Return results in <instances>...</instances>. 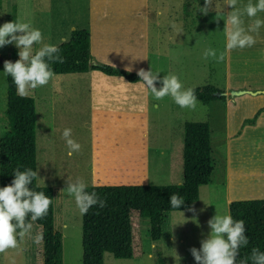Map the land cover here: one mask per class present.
Wrapping results in <instances>:
<instances>
[{"label": "crops", "instance_id": "crops-1", "mask_svg": "<svg viewBox=\"0 0 264 264\" xmlns=\"http://www.w3.org/2000/svg\"><path fill=\"white\" fill-rule=\"evenodd\" d=\"M65 2L68 3L69 0ZM248 2L249 0H238L237 8L242 10ZM251 2L255 4L257 0ZM71 8L75 9L70 25L75 34L71 36V41H87L89 60L124 69L131 68L135 72L138 71L136 67L146 71L152 69L150 55L155 49L160 53L165 47L168 49L174 28L190 33L200 30L202 26V23L198 25L195 3L191 0H81ZM215 11H220L221 51H225V14L232 11V8L225 5V0H219L218 10ZM243 19L247 28L255 19L264 20V12L253 18L245 14ZM250 34L256 39L252 47L232 50L226 53L225 60L220 62L224 97L203 103H210L212 107L221 106L220 126L214 127L215 131H219V135L214 140L212 131L216 115L212 116V111L215 108L202 118L208 123L212 170L209 181L199 186L196 201L186 209L170 211L167 214L164 225L167 229L163 233L170 249L176 247L174 238L177 228L186 227V223L182 225L180 216L188 213L191 207L214 205L212 210L218 211L220 206L219 211L228 214V205L233 200L264 198V109L254 123H243L244 119L250 118L256 109L264 104V92L254 95L246 92L239 95L229 93L232 89L264 90V26H261L258 32ZM135 35L137 39H133ZM150 37H154V45L150 44ZM59 39L65 40L63 36ZM152 46L155 49H152ZM156 60V69L167 68V72L173 70L171 62L167 64L165 59L160 62L159 59ZM66 73L71 74L55 75L48 83V89L52 90L45 96V100L49 107L60 109L58 115L62 120L64 117L65 123L69 115H83V124L88 131V185L181 182L182 136L175 132L172 122L157 118L161 113L178 111L170 96L157 101L153 95L145 92L140 82H129L121 76L106 75L98 70ZM173 74L178 75L177 72ZM158 77L162 80L159 75ZM194 82L190 81L184 84V87H196V84H192ZM155 87L159 90L162 84L156 82ZM35 96L33 95L32 100ZM185 121L192 120H180L178 129ZM154 122L157 130L152 138L151 128ZM56 125L54 120L51 121L52 129L55 130ZM152 140L153 145H157L153 160L160 169V176L157 171L151 169ZM16 157L18 165L17 153ZM214 188L219 190V200L213 199ZM61 194L57 207L58 210L65 211L75 200L74 197L72 200L68 199V194ZM63 197L66 201H62ZM54 202L53 192V211ZM53 230L58 233L54 226ZM153 245L157 247L155 241L150 239L149 248H155ZM149 248L147 257L153 256ZM162 250L160 248L156 252L160 253ZM144 253L136 256L132 251V256L128 259L140 258Z\"/></svg>", "mask_w": 264, "mask_h": 264}, {"label": "rangeland", "instance_id": "rangeland-1", "mask_svg": "<svg viewBox=\"0 0 264 264\" xmlns=\"http://www.w3.org/2000/svg\"><path fill=\"white\" fill-rule=\"evenodd\" d=\"M81 0H0V26L5 22H28L34 28L39 29L43 36L44 42L48 44H58L62 42L59 38L64 37V41H71V36L75 32L71 31L70 25L73 20L75 4ZM172 1V0H171ZM178 2V0H174ZM189 1V0H187ZM195 3L198 25L202 23L200 30L190 31V33L180 30L172 32L171 43L160 52L152 46L153 53L150 55V64L152 71H159L158 75L163 79L168 74L177 72L183 85L195 81L192 84L197 86L209 84L220 89L223 92V81L221 63L209 58H203V52L207 48L222 50V34L220 11L218 10L219 0H213L212 11L207 15H202L199 8L204 7V0H191ZM15 5V7H14ZM187 5V4H186ZM67 6V7H66ZM186 9L188 7L186 6ZM215 11V12H214ZM202 18V19H201ZM204 22V23H203ZM19 34V33H18ZM137 35L133 39H137ZM153 40V42H152ZM154 37H150V44L154 45ZM135 46L137 43L135 42ZM41 45H34V51ZM19 49L14 45H6L0 47V132L5 127L4 108H5V92L6 82L2 59L10 58L17 55ZM164 55V57H162ZM137 56V51H136ZM156 59H165L172 63V71L158 68L156 69ZM155 69V70H153ZM136 70H139L136 67ZM137 73L135 71H132ZM71 73H59L55 75H69ZM77 74V73H73ZM139 81L135 82L138 83ZM66 86V85H64ZM49 84L32 90L27 97H21L17 93L15 99L16 110V143L18 166L21 171L26 169L38 170V176L44 179L45 186L50 187L54 192L55 211L52 209L53 226L59 233L58 243V262L59 264H81V214L73 202L66 207L65 211L58 210V201L61 198V192L67 195V181H75L81 178L87 184L89 170V153H88V131L86 125L83 124V115H69L68 121L65 123L64 117L58 115L59 108L49 107L45 96L52 89H48ZM137 87V86H136ZM256 90V89H253ZM33 95L35 99L32 100ZM222 99V98H221ZM217 100V99H216ZM60 101H58L59 103ZM177 112L168 114L161 113L157 118L162 121L174 125L175 132H179L182 136V127L178 129L177 124L180 120L204 121L206 114L212 108V116H215L212 138H217L219 131H215V125L220 126L219 112L221 106L212 107L209 104L200 102L195 110L182 109L176 103ZM207 105V106H206ZM167 114V115H166ZM34 116V119H33ZM57 123L56 129L51 128V121ZM214 120V119H213ZM49 122V123H48ZM180 124V123H179ZM72 129V138L81 145L79 152H74L71 156L67 155L69 151L66 141L62 137L64 129ZM220 129V128H218ZM156 122L151 128V136L155 134ZM176 134L174 138H176ZM177 142V139L174 140ZM176 145V143H173ZM172 145V146H173ZM157 145L151 142L150 162L151 169L161 174L158 165L154 162V151ZM162 175V174H161ZM34 186H43L40 180H33ZM88 185V184H87ZM52 192V195H53ZM214 200H219L217 188L213 189ZM69 196V195H68ZM72 200V197H67ZM203 199V196H202ZM62 201H66L63 197ZM221 204L222 202L219 201ZM218 203V204H219ZM214 205H205L191 207L194 211H189L181 217L182 225L176 230V247L170 249L169 243L164 237L166 226L163 228V236L160 241H155L157 247L149 248L150 238L148 235V220L146 217L139 216L132 211L130 215L132 251L137 256L144 253L140 258H114L110 253L105 252L103 255L104 264H197L191 255L190 249L201 247V240L206 239L211 229L208 226V220L216 214L224 215L223 211L212 210ZM69 225L68 229H64V224ZM40 233V228L33 223L31 237H26L22 242V250H9L7 253L0 254V264H42V246L41 243L34 242V237ZM179 239L181 241H179ZM151 251L152 259L149 260L146 252ZM161 248V252L159 251ZM156 252V253H155Z\"/></svg>", "mask_w": 264, "mask_h": 264}, {"label": "trees", "instance_id": "trees-1", "mask_svg": "<svg viewBox=\"0 0 264 264\" xmlns=\"http://www.w3.org/2000/svg\"><path fill=\"white\" fill-rule=\"evenodd\" d=\"M60 49L59 55L63 63H50L54 73L82 72L89 69L98 70L106 75L121 76L129 82L140 80L137 73L127 71L106 63L89 60V48L85 39L77 41H62L56 44ZM16 55L4 61L15 62ZM6 92L4 120L5 127L0 132V188L9 186L14 179L17 165L16 144V86L5 74ZM198 101L207 103L210 100L221 99L222 93L213 85L193 87ZM260 93L264 92L263 89ZM264 109V104L256 109L250 118L243 123H254L258 114ZM182 180L176 184H133V185H93L87 186V191L95 192L100 199L105 200L106 206H93L81 215V264H104L103 255L108 252L114 258H130L132 256L131 212L148 219V235L153 241L160 239L166 224L167 214L174 210L188 208L198 199V188L209 181L212 170V159L209 144V129L206 121H185L182 126ZM20 170V169H19ZM21 171V170H20ZM35 191H43L52 199L50 187L34 186ZM184 198V203L174 209L169 204L172 194ZM228 214L234 220L245 222V235L249 243L241 247L237 264L250 259L253 248L264 252V198L233 200L228 205ZM30 220V217H29ZM43 232L42 264H59L58 236L53 230L52 203L48 214L34 222Z\"/></svg>", "mask_w": 264, "mask_h": 264}, {"label": "clouds", "instance_id": "clouds-1", "mask_svg": "<svg viewBox=\"0 0 264 264\" xmlns=\"http://www.w3.org/2000/svg\"><path fill=\"white\" fill-rule=\"evenodd\" d=\"M237 2L238 0H225V5L232 8V11L225 14L223 30L227 38L225 51L218 54L217 50L207 48L203 52L205 60L212 58L218 63L223 62L226 53L252 47L256 43L255 37L250 33L258 32L261 26H264V20L255 19L245 28L243 16L246 14L247 17L253 18L264 12V0H257L255 4L249 0L242 10L237 8ZM212 6L213 0H204V7L199 8V12L207 15ZM44 39L42 32L28 22H5L0 26V47L14 44L19 49L17 53L19 59L15 62L4 61L3 72L11 76L21 97L29 96L32 90L47 85L54 78L55 73L50 63H63V58L59 55L60 49L56 45L45 43ZM34 45L41 47L34 51ZM127 71L132 69L127 68ZM158 73L160 72H153L151 68L147 71L143 68L137 71L140 85L146 93L153 95L157 101L170 96L182 109L197 108L200 101L194 88H185L176 74H168L160 80ZM156 82L162 84L159 90L155 87ZM62 137L69 149V156L81 150V145L72 138V129H64ZM13 175L11 184L0 188V254L9 250H22L24 239L31 237L33 223L48 214L52 203V199L43 191H35L29 187L33 180H40L45 187L44 179L38 176V170L16 169ZM66 184L63 190L74 197L81 215L86 214L93 206L100 208L106 206L105 200L100 199L97 193L87 191V184L83 179L77 178L75 181H67ZM183 203L184 198L178 194L174 193L169 198V204L174 209H178ZM207 223L211 229L207 238L201 240L199 249H190L194 260L197 264H237L241 247H246L249 243L245 235V222L234 220L229 214H216ZM63 227L67 230L69 225L65 223ZM34 242L37 244L43 242V232L34 237ZM148 259L151 260L152 256L149 255ZM250 259L252 264H264V252L253 248ZM241 264H246V261L242 260Z\"/></svg>", "mask_w": 264, "mask_h": 264}, {"label": "water", "instance_id": "water-1", "mask_svg": "<svg viewBox=\"0 0 264 264\" xmlns=\"http://www.w3.org/2000/svg\"><path fill=\"white\" fill-rule=\"evenodd\" d=\"M245 92L249 93V94H252V95L260 93L259 90H244V89H232V90L229 91V93L231 95H239V94H242V93H245ZM220 93L223 94L224 92H215L214 94L215 95H219Z\"/></svg>", "mask_w": 264, "mask_h": 264}]
</instances>
